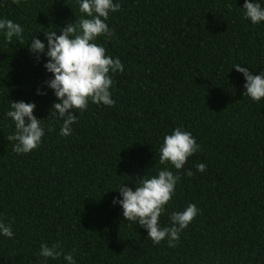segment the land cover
<instances>
[{
    "label": "trees",
    "instance_id": "trees-1",
    "mask_svg": "<svg viewBox=\"0 0 264 264\" xmlns=\"http://www.w3.org/2000/svg\"><path fill=\"white\" fill-rule=\"evenodd\" d=\"M109 16L114 35L100 42L125 71L114 76L112 107L89 104L70 136L49 118L56 97L37 89L51 77L29 51L32 36L66 27L81 15L76 0L0 3V18L24 28L0 36V264H41V242L76 250L77 264H264V98L244 95L233 68H264V23L243 17L244 0H120ZM35 102L45 136L38 149L14 152L10 101ZM190 131L200 150L180 170L169 211L196 204L199 214L177 246L153 245L139 224L113 205L121 183L154 175L165 133ZM207 165L203 173L198 163ZM168 167L176 173L170 164ZM195 175L189 177L185 170ZM169 223L168 214L160 218ZM48 264H64L62 257Z\"/></svg>",
    "mask_w": 264,
    "mask_h": 264
},
{
    "label": "clouds",
    "instance_id": "clouds-1",
    "mask_svg": "<svg viewBox=\"0 0 264 264\" xmlns=\"http://www.w3.org/2000/svg\"><path fill=\"white\" fill-rule=\"evenodd\" d=\"M21 5L23 0H13ZM81 15L75 22L56 30L44 31L47 44L37 35L32 36L29 51L39 61L44 57V68L51 77L44 81V86L37 89V95H46V89H51L56 97L53 102L49 118L62 121L60 135L70 136L73 125L77 123L78 111L87 110L90 103L112 107L116 101L112 98L114 76L125 71V65L119 57H114L100 42L114 35L108 20L111 13L121 9L120 0H76ZM3 3V0H0ZM243 17L253 25L264 23V0H244ZM0 36L9 43L15 38H24V28L21 24L0 18ZM244 77V95L252 101L260 103L264 98V68L254 74L249 66L241 64L233 66ZM35 102L10 101V108L6 117L14 124L15 131L8 138L15 141L13 150L18 155L28 154L38 149L45 136V127L41 118L34 115ZM200 150L193 134L183 125L177 126L170 133H165L159 147V163L164 165L154 175H143L137 179L135 189L125 182L114 190L119 195L112 200L113 205L122 208L125 221L139 224L148 233L153 245L166 241L168 247L174 248L180 240V234L199 214V209L190 203L182 211H169L167 205L173 199L176 186L181 180L180 170L184 169L188 158ZM177 170L174 173L168 165ZM205 163H198L196 170L206 171ZM189 177L195 175L191 169L185 170ZM168 214L169 223L161 224L160 218ZM0 236L15 238L12 222H5L0 218ZM76 250L70 252L62 250L59 242L49 246L41 242L38 256L41 264H48L49 260L62 257L64 264H77Z\"/></svg>",
    "mask_w": 264,
    "mask_h": 264
}]
</instances>
